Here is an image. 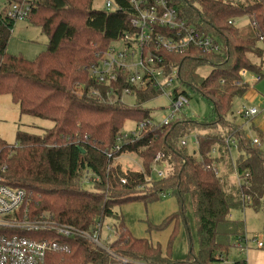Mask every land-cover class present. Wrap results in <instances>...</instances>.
<instances>
[{
	"label": "trees",
	"instance_id": "1",
	"mask_svg": "<svg viewBox=\"0 0 264 264\" xmlns=\"http://www.w3.org/2000/svg\"><path fill=\"white\" fill-rule=\"evenodd\" d=\"M24 1L30 5L26 19L40 27L47 40L46 49L33 60L10 55L6 50L16 23L5 13L6 7L10 2ZM177 2L181 13L201 32L214 37L222 49L217 55L189 50L165 58L178 68L180 84L211 102L215 117L201 122L181 118L168 125L145 124L138 139L114 150L124 122H151L149 110L143 105L158 96L153 87L136 91L135 104L127 106L89 95L91 88L99 89L101 96L105 94L104 86H94L88 79L87 69L126 31V11L94 10L92 0H5L0 11V94L11 96L20 115L48 120L53 126L39 135L18 131L13 144L0 140V169L4 168L0 177L5 184L24 191L25 207L31 216L49 214L56 222L82 231L101 225L106 218L115 221V237L108 243V251L89 240L66 239L67 251L49 253L45 264H218L226 257L231 238L244 235L241 222L229 220L230 211L260 207L264 196V156L257 146L260 141L252 144L242 127L226 120V115L234 98L248 89V85H234L240 72L262 76V62H250L249 57L261 60L264 54V48L257 47L259 41L264 44V0ZM115 3L124 6L123 0ZM237 17L249 21L247 29L239 30L230 23ZM201 65L210 66L211 71L198 80L196 69ZM76 83L85 86L80 100L71 93ZM123 83L115 90L116 96ZM192 131H199L194 137L196 149L188 151L179 140ZM230 140L241 152L233 166ZM214 148L216 157L211 154ZM130 153L141 160L142 172L123 169L115 160ZM160 153L169 164L168 175L145 184L143 174L149 173L154 156ZM222 161L229 163L228 173H217L215 165ZM231 170L246 185L231 183ZM87 173L90 189L84 187ZM168 193L179 208L161 227L171 219H175L174 231L178 222L186 224L187 196L196 219L198 251L193 254L189 249L182 260H175L169 247L162 251L149 240L131 236L122 216L114 212L115 207L131 200L147 203ZM232 263L246 264L242 260Z\"/></svg>",
	"mask_w": 264,
	"mask_h": 264
},
{
	"label": "built area",
	"instance_id": "2",
	"mask_svg": "<svg viewBox=\"0 0 264 264\" xmlns=\"http://www.w3.org/2000/svg\"><path fill=\"white\" fill-rule=\"evenodd\" d=\"M123 1L124 6L121 8L115 0H105L107 12L126 11L128 28L112 41L107 50L98 55L96 63L87 69L88 79L93 85L105 88L104 96H101L100 90L95 88L90 89L89 95L108 103L120 101L125 104L124 98L134 99L136 91L143 92L153 87L158 90L159 96H164L170 101V116L163 117L161 124L168 125L174 120L189 118L188 113L184 112L189 107V98L180 89L183 85L177 80L178 68L171 64L165 55H183L189 50H195L204 55H217L222 49L221 44L190 22L181 13L177 0ZM29 11L30 5L26 1L19 4L10 2L5 13L17 22L26 19ZM230 23L234 24V21ZM247 74L248 72L241 71L240 79L234 81V85H248ZM261 78L262 76L256 75L253 81ZM174 81L179 84V87H174L170 91L169 87ZM122 83L125 86L121 88L120 95L116 96L115 90ZM84 89L83 83H76L72 86L71 93L80 100L84 96ZM237 112L245 120L262 113L255 107L247 109L242 107ZM261 118L264 121V114ZM145 124L151 125L152 122L147 120L144 123L135 124V130L128 134L120 132L115 138L114 150H119L122 144L138 139ZM251 141L252 144L258 143L256 139ZM229 142L235 145L233 140ZM179 144L187 146L185 137L179 140ZM117 159L118 157L115 158ZM3 170L4 168L0 169V172ZM168 170L169 164L163 154L155 155L149 173L143 174L145 184H150L154 179L165 178ZM235 176L236 183L246 185L237 172ZM244 176H248V173ZM3 181L4 179L0 177V264H45L49 253L67 251V245L63 240L72 238L89 240L95 247L108 251L101 237L103 228L111 231L105 222L101 225L97 223L92 229L82 231L74 225L56 222L49 214L41 213L38 217L31 216L25 207L24 191L21 188L9 186ZM164 196L166 195H162ZM245 201L249 203L248 198ZM112 232L114 233V230ZM240 240L246 243L245 238H239ZM256 245L261 247L258 242ZM238 248L245 249L241 245ZM223 261L222 259L221 262Z\"/></svg>",
	"mask_w": 264,
	"mask_h": 264
},
{
	"label": "rangeland",
	"instance_id": "3",
	"mask_svg": "<svg viewBox=\"0 0 264 264\" xmlns=\"http://www.w3.org/2000/svg\"><path fill=\"white\" fill-rule=\"evenodd\" d=\"M244 1V0H241ZM105 0H92V9L105 10ZM5 0H0V11L3 9ZM197 7L196 4H193ZM235 26L242 30L247 29L248 21L245 17H237ZM242 34V32L240 33ZM242 36V35H241ZM7 53L14 56H22L25 59L33 60L35 57L43 52L47 46V40L45 35L42 34L40 27L34 25L27 19L17 21L14 26L9 39L7 41ZM257 47L264 48L263 42L259 41ZM249 61L259 64L262 62L261 75L262 78L258 81H253V77L256 74L248 72V89L246 93L241 97L234 98L232 107L229 113L226 115V120L233 122L240 127L248 140L255 138L260 143L257 145L264 156V121L261 116L264 114L261 111L264 108V54L263 60L255 59L250 56ZM211 67L208 65H201L196 69V75L198 80H203L209 72ZM174 87H179V84L174 81L173 85L169 87L171 91ZM187 98H189V107L184 111L188 113V117L192 120L201 122L205 120L213 119L214 112L212 110V104L206 98H203L193 88L185 85L180 87ZM124 103L128 106L135 104V100L132 97H126L123 99ZM241 106L246 108L255 107L259 114L249 120L243 119L237 110ZM144 108L149 110L151 122L154 125H159L163 117L170 116V101L164 96H157L156 98L144 103ZM53 126L52 122L40 118H34L29 115H20L18 104L12 101L9 94H0V140L6 144H13L16 138V132H27L35 135H39L42 130H47ZM135 122L128 120L124 122L121 127V132L128 134L135 130ZM199 132V131H197ZM196 131L190 132L185 136L187 143L186 149L192 151L196 149L194 137L197 134ZM232 157L234 160L237 158V152L232 151ZM118 163L123 169L142 171L141 160L133 153L122 154L118 157ZM160 167V166H156ZM230 175V174H229ZM228 180L233 182L232 176ZM90 175L85 174L84 187L90 189L92 185ZM172 200L176 204V212H171L168 216L161 217L162 202ZM185 218L186 224L180 221L174 231V221L171 219L168 224L161 227L166 218L177 213L179 205L176 203V199L170 194H166L165 197L159 198L155 201H147V203L141 200H131V202L124 203L114 208V212L122 216V220L125 223L126 229L131 236L149 240L152 245L159 246L163 251L167 247L171 250L172 257L176 260H182L186 257L189 249L193 250V254L198 251L197 249V234H196V219H194L193 209L190 204L189 197H185ZM230 218L234 222H241L243 225V232H246L247 242L243 243L241 247L245 249L240 251L235 248V240L237 238H231L230 249L226 255V259L220 264H232L234 261L246 260L248 264H264V196L259 208L244 207L230 211ZM108 225L111 231H106L104 228L101 232L103 237V244L108 245L114 239V224L115 221L112 218H106L104 221ZM174 233L172 234V232ZM173 236H172V235ZM172 236V238H171ZM260 243L261 247H256V243Z\"/></svg>",
	"mask_w": 264,
	"mask_h": 264
},
{
	"label": "crops",
	"instance_id": "4",
	"mask_svg": "<svg viewBox=\"0 0 264 264\" xmlns=\"http://www.w3.org/2000/svg\"><path fill=\"white\" fill-rule=\"evenodd\" d=\"M234 21V20H233ZM236 24V21H234V25ZM248 24H249V21H248ZM247 24V25H248ZM239 30H242L241 28H239ZM263 58V57H262ZM261 60H263V59H261ZM242 107H244V106H241L240 107V109L242 108ZM244 108H246V107H244ZM239 109V110H240ZM247 109V108H246ZM238 111V110H237ZM236 111V112H237ZM261 111H263L264 112V108L261 110ZM262 120V119H261ZM263 121V120H262ZM229 122H231V121H229ZM233 123V122H232ZM253 139H255V138H253ZM251 141V140H250ZM251 143H252V141H251ZM230 150H229V155H230V161H231V163H232V166H233V157H232V151H235V152H237L236 151V142H235V145L234 144H231L230 143ZM211 154H212V156L213 157H216L217 156V151H216V149L214 148L212 151H211ZM241 154V152H237V156L238 155H240ZM118 160V159H117ZM116 160V161H117ZM229 161V162H230ZM118 162V161H117ZM229 163L226 161V162H221V163H218V164H216L215 165V168H216V171H217V173H219V174H221V173H224V172H227L228 170H229V167L227 166ZM234 171V170H233ZM232 170H231V173L229 172V177H231L232 176V178H233V181H237V179H236V176H235V172H233ZM228 173V172H227ZM232 183V182H231ZM165 197V196H164ZM162 212H161V217H166V216H168L171 212H176V208H175V206H176V204H174L173 202H172V200H169L168 202H166V201H164V202H162ZM228 218H229V220H231L232 221V219L230 218V215L228 216ZM243 238H245L246 239V232H244V235L242 236ZM241 237V238H242ZM236 242H235V248H238V246L239 245H242L244 242L243 241H239V237L237 238V240H235ZM246 242H247V239H246ZM256 247H257V245H256ZM240 251H243V250H241L240 248H238ZM224 259H226V257L224 258ZM176 260V259H175ZM240 261V260H239ZM242 261H245V263H246V260H242ZM233 264V263H232ZM246 264H248V263H246Z\"/></svg>",
	"mask_w": 264,
	"mask_h": 264
}]
</instances>
